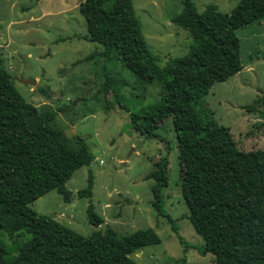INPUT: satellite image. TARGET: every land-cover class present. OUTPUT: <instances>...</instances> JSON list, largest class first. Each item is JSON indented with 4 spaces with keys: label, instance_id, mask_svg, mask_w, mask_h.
Here are the masks:
<instances>
[{
    "label": "trees",
    "instance_id": "obj_1",
    "mask_svg": "<svg viewBox=\"0 0 264 264\" xmlns=\"http://www.w3.org/2000/svg\"><path fill=\"white\" fill-rule=\"evenodd\" d=\"M172 21L192 38L189 50L160 65L147 46L133 0H79L86 18V39L104 46L141 83H157L161 98L142 112H133L137 130L154 129L171 118L177 135L180 186L195 231L202 237L200 253L215 264H264V149L239 148L230 127L219 123L205 105L214 83L243 69L237 28L264 18V0H239L230 11L209 3L200 11L194 0ZM54 110L41 111L25 99L0 57V264H138L133 252L158 244L153 228L123 235L108 227L84 236L66 224L37 212L31 203L56 189L65 202L72 199L66 183L75 169L91 163L85 139H64L53 126ZM152 205L165 210V188L170 182L169 153L161 156L148 174ZM94 175L78 195L91 197ZM89 222L98 227L103 218L87 207ZM19 232L29 234L20 243ZM4 236L13 240L10 248ZM181 238V237H180Z\"/></svg>",
    "mask_w": 264,
    "mask_h": 264
},
{
    "label": "rangeland",
    "instance_id": "obj_2",
    "mask_svg": "<svg viewBox=\"0 0 264 264\" xmlns=\"http://www.w3.org/2000/svg\"><path fill=\"white\" fill-rule=\"evenodd\" d=\"M202 11L209 3L230 12L239 0H194ZM150 51L165 65L170 57L182 56L192 42L190 33L174 23L182 0H133ZM243 69L213 84L205 105L216 120L228 127L244 150L264 149V18L239 27ZM86 18L79 0H0V57L12 74L36 80L15 86L26 100L41 111L54 110L53 126L68 142L86 140L92 153L90 164L75 169L67 181L72 199L51 189L31 203L39 213L53 217L84 236L111 227L123 235L153 228L158 244L133 252L138 264H215L209 253H200L202 237L187 215L182 196L176 130L167 118L148 135L136 129L134 112H142L161 98L157 83H141L115 56L101 54L104 46L85 38ZM169 153L170 182L165 188V210L175 221L152 205L148 174L156 161ZM94 175L91 197L78 195ZM92 201L103 222H89L87 207ZM23 243L29 234L19 232ZM181 237V238H180ZM12 248L13 240L4 236Z\"/></svg>",
    "mask_w": 264,
    "mask_h": 264
},
{
    "label": "water",
    "instance_id": "obj_3",
    "mask_svg": "<svg viewBox=\"0 0 264 264\" xmlns=\"http://www.w3.org/2000/svg\"><path fill=\"white\" fill-rule=\"evenodd\" d=\"M12 78L14 80H18L20 82H23L24 84H36V80H29V79H24L22 77H19V76H12Z\"/></svg>",
    "mask_w": 264,
    "mask_h": 264
}]
</instances>
